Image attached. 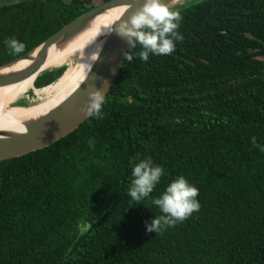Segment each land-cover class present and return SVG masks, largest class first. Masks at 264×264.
I'll list each match as a JSON object with an SVG mask.
<instances>
[{
  "label": "trees",
  "instance_id": "trees-1",
  "mask_svg": "<svg viewBox=\"0 0 264 264\" xmlns=\"http://www.w3.org/2000/svg\"><path fill=\"white\" fill-rule=\"evenodd\" d=\"M104 1L1 4L0 65ZM174 10L183 40L171 55L125 58L102 119L0 160V264H264V0ZM11 39L24 51L13 53ZM65 69L41 72L34 86ZM149 157L165 172L135 204L132 169ZM180 176L198 188L199 211L148 232L162 215L152 199Z\"/></svg>",
  "mask_w": 264,
  "mask_h": 264
},
{
  "label": "water",
  "instance_id": "water-1",
  "mask_svg": "<svg viewBox=\"0 0 264 264\" xmlns=\"http://www.w3.org/2000/svg\"><path fill=\"white\" fill-rule=\"evenodd\" d=\"M185 1L187 0H176L172 3V0H163L171 7L181 5ZM145 2L146 0H107L85 11L29 51L1 64L0 87L30 77L35 79L41 72L52 69V67L43 68L53 52L65 47L80 33L94 26L100 14L122 8L110 25L115 28L123 20H128ZM101 45L98 59L92 61L81 82L59 103L24 120L19 125L0 128V160L45 147L78 127L89 117L81 111L89 100V93L100 90L106 97L130 47L127 40L115 31L111 34H103ZM24 95L29 96L28 94L22 96Z\"/></svg>",
  "mask_w": 264,
  "mask_h": 264
},
{
  "label": "clouds",
  "instance_id": "clouds-1",
  "mask_svg": "<svg viewBox=\"0 0 264 264\" xmlns=\"http://www.w3.org/2000/svg\"><path fill=\"white\" fill-rule=\"evenodd\" d=\"M176 0H172L175 3ZM182 20L181 13L173 10L170 4L163 0H146L142 7L132 13L128 20H123L115 28L109 27L103 34H111L115 31L119 36L125 38L129 44V51L125 53L126 60L131 63L135 57L141 61H148L151 55H171L176 50V42L182 41L183 36L178 31ZM8 48L15 54L24 51L25 45L15 39L6 41ZM141 50L133 52L137 45ZM90 57L95 61L98 59L99 49ZM105 96L100 90L89 93L86 106L81 109L86 116L96 119L103 118V106ZM254 146L257 145L256 138H252ZM264 151V147H261ZM165 170L162 166L154 165L151 158L142 159L132 169L131 186L128 195L135 204L143 203L149 198L159 184ZM199 190L191 185L189 181L180 176L172 181L162 195L152 199V204L157 206L162 213L146 226L148 232L162 234L168 228L189 218L194 212L199 211L201 205L197 200ZM90 226V224H89ZM87 231L82 229V234Z\"/></svg>",
  "mask_w": 264,
  "mask_h": 264
},
{
  "label": "bare ground",
  "instance_id": "bare-ground-1",
  "mask_svg": "<svg viewBox=\"0 0 264 264\" xmlns=\"http://www.w3.org/2000/svg\"><path fill=\"white\" fill-rule=\"evenodd\" d=\"M122 8L112 9L100 14L94 26L80 33L74 41L53 52L43 69L67 64L62 75L54 82L43 87H35L32 77L18 83L0 87V128H10L19 125L24 120L46 111L66 97L83 79L93 60V53L101 45L103 33L110 27ZM33 90V100L30 105L12 104L27 89ZM45 95V97L43 96ZM43 97V98H42Z\"/></svg>",
  "mask_w": 264,
  "mask_h": 264
},
{
  "label": "rangeland",
  "instance_id": "rangeland-1",
  "mask_svg": "<svg viewBox=\"0 0 264 264\" xmlns=\"http://www.w3.org/2000/svg\"><path fill=\"white\" fill-rule=\"evenodd\" d=\"M12 1H16V0H0V5L1 4H3V3H7V2H12ZM64 1H69V0H64ZM181 5L180 4H177V5H175V6H173L172 8H173V10L174 9H177L178 7H180ZM62 65H64V66H67V64H62ZM62 65H58V66H56V67H60V66H62ZM52 68H55V67H52ZM33 90L31 89V93L32 94H28L29 96L27 97V96H25V98L29 101V100H33V92H32ZM44 97H45V95H43ZM43 98V97H42ZM22 101V103H24V102H26V100L23 98V96H21L20 97V101H14V102H12V104H17V102H21ZM27 101V102H28ZM30 102V101H29Z\"/></svg>",
  "mask_w": 264,
  "mask_h": 264
}]
</instances>
